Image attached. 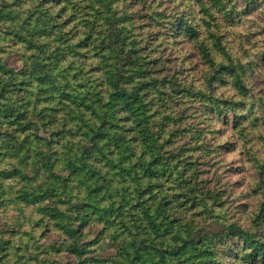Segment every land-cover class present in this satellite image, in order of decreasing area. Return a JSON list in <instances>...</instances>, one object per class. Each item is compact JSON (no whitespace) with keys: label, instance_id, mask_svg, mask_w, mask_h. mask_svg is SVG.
<instances>
[{"label":"rangeland","instance_id":"1","mask_svg":"<svg viewBox=\"0 0 264 264\" xmlns=\"http://www.w3.org/2000/svg\"><path fill=\"white\" fill-rule=\"evenodd\" d=\"M51 2L0 0V264H115L113 242L95 241L102 224L82 218L89 207L77 205L84 192L79 177L66 167L71 144L53 134L65 112L61 105L65 91L92 96L95 91L87 77L89 67L70 49L78 33L85 35L84 26L64 22L57 14L60 7L51 10ZM79 4L90 17L99 16L93 24L96 42L111 37L120 53H136L152 76L163 78L166 103L158 96L147 99L154 107L162 104L161 115L173 117L161 127L176 131L174 146L166 149L181 151L179 161L188 170L183 180L197 189L198 199L187 205L206 210L198 232L209 234V244L213 241L211 261L253 264L249 255L253 239L259 238L264 247V0H80ZM184 21L198 29V39L183 31ZM208 28L216 29L243 69L246 88L238 89L228 73L211 70L200 45L204 37L208 40ZM33 29L38 30L35 45L27 40ZM56 50L65 55L59 61L61 69H52ZM131 67L121 70L119 88L135 95L149 77L141 75L144 67ZM35 106L44 107L40 120L34 118ZM111 119L109 114L107 125ZM80 139L75 144L92 154L93 144ZM38 155L47 156L43 164ZM52 171L56 175L50 176ZM229 224L237 230L234 235L225 229ZM237 248L241 253L235 256Z\"/></svg>","mask_w":264,"mask_h":264},{"label":"trees","instance_id":"2","mask_svg":"<svg viewBox=\"0 0 264 264\" xmlns=\"http://www.w3.org/2000/svg\"><path fill=\"white\" fill-rule=\"evenodd\" d=\"M79 2L52 0L51 10L60 7L57 14L64 22L83 24L85 35L78 33L70 49L89 67L91 74L87 77L92 81L90 85L95 91L92 96L64 90L65 100L61 105L65 112L59 115L53 128L57 140L63 138L68 141L66 144H71L66 167L79 177L83 185L84 194L77 197V205L83 209L89 207L84 210L82 218L102 224L95 241L108 238L113 242L117 249L115 264H144L147 261L149 264H214L211 261L213 241L209 244V234L198 232L202 213L205 214L206 210L201 212L187 205L190 201L194 203L198 197L197 189L183 180L188 170L179 161L181 151L176 150L177 147L166 149V146H174L172 137L176 131L165 132L161 127L172 116L168 113L161 115L159 109L162 104L154 107L153 100L150 103L147 99V95L152 96V99L158 96L165 102V93L161 89L163 78L152 76L151 68L144 67L141 56L136 53H120L117 46L112 45L116 42L111 37L107 40L105 36L104 40L96 42L95 37H92L93 24L99 20V16L90 17ZM215 6L216 2L208 5V8L210 10ZM91 7L95 8V4ZM206 23L210 25L208 20ZM45 29L52 28L47 26ZM182 29L192 38L198 39V29L194 25L184 21ZM215 30L208 28V40L204 37L200 44L211 70L216 74L228 73L238 89L246 88L243 69L232 59ZM37 32L33 29L30 38L23 36L35 45L33 41ZM38 36L43 37L41 33ZM56 51L53 56L57 62L52 69H61L59 61L65 55L60 50ZM228 61L229 64L226 63ZM133 64L144 67L141 75L149 77V80L140 83L135 95L124 92L125 88H119L122 84L121 70L126 65L133 70ZM64 78L68 80V76ZM103 99L108 101L103 102ZM102 102L106 103V108L100 113L103 110ZM212 102L216 105L215 98ZM42 109L44 107L35 106L36 120H40L43 115ZM164 111L171 110L165 107ZM109 114L112 119L107 125L109 122L106 123L105 119ZM85 138L93 144L92 154L82 150L77 141L76 144L74 142L77 139L84 142ZM38 158V162L43 164L47 156L38 155ZM18 171L22 172L20 169ZM49 175L56 174L52 171ZM67 184L64 183V187L68 188ZM116 194H120V198ZM232 225H225L229 235L237 232L233 231ZM70 232H73V238L74 227ZM244 240L249 241L247 236ZM251 247L249 255L252 256L253 264H264L261 240L253 239ZM240 253L237 248L235 256ZM219 264H228V261L224 259Z\"/></svg>","mask_w":264,"mask_h":264}]
</instances>
